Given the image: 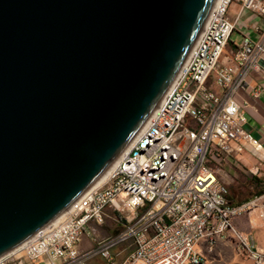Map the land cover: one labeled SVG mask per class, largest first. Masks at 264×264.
Segmentation results:
<instances>
[{
    "label": "water",
    "instance_id": "water-1",
    "mask_svg": "<svg viewBox=\"0 0 264 264\" xmlns=\"http://www.w3.org/2000/svg\"><path fill=\"white\" fill-rule=\"evenodd\" d=\"M214 0H0V256L145 122Z\"/></svg>",
    "mask_w": 264,
    "mask_h": 264
},
{
    "label": "built area",
    "instance_id": "built-area-1",
    "mask_svg": "<svg viewBox=\"0 0 264 264\" xmlns=\"http://www.w3.org/2000/svg\"><path fill=\"white\" fill-rule=\"evenodd\" d=\"M233 2L238 14L253 15L259 38L244 36L225 54L236 25L228 16ZM201 31L105 180L1 255L0 264H84L93 255L110 261L111 248L124 241L132 249L117 264H203L204 253L229 238L242 259L264 264L254 231L234 223L251 214L264 223V189L230 205L215 167L229 159L264 161L263 146L243 129L245 116L233 99L247 71L264 72V0H214ZM109 207L129 211L125 229L82 250L81 238L104 222Z\"/></svg>",
    "mask_w": 264,
    "mask_h": 264
},
{
    "label": "crops",
    "instance_id": "crops-1",
    "mask_svg": "<svg viewBox=\"0 0 264 264\" xmlns=\"http://www.w3.org/2000/svg\"><path fill=\"white\" fill-rule=\"evenodd\" d=\"M239 4L233 2L228 9V16L235 20L234 31L230 35L224 53L228 54L241 39L246 36L253 40L259 38L257 21L249 12H239ZM232 35L234 37H232ZM217 90V88L214 86ZM234 101L243 111L245 121L242 127L256 138L263 146L264 151V72L249 70L244 77V83L233 95ZM242 164L234 159L215 164L218 179L228 189L230 205L239 204L244 198L246 190L255 189V183L264 184V161L257 163L254 159L246 158ZM258 179V180H256ZM242 191L244 193H242ZM234 223L242 230L255 229L256 244L264 249V223L253 214L234 219ZM203 264H250L242 259L235 250L232 239L219 240L211 251L204 253Z\"/></svg>",
    "mask_w": 264,
    "mask_h": 264
},
{
    "label": "rangeland",
    "instance_id": "rangeland-1",
    "mask_svg": "<svg viewBox=\"0 0 264 264\" xmlns=\"http://www.w3.org/2000/svg\"><path fill=\"white\" fill-rule=\"evenodd\" d=\"M232 37L234 36L232 35ZM258 191H259L258 189H252L248 191L246 190L244 198L240 201V203L251 199L255 194H258ZM242 193L244 192L242 191ZM130 216L131 215L129 211H127L126 209L117 210L114 209L113 207L107 208V217L105 218L104 222L101 225H93L94 230L92 235L90 236L84 235L81 238V242H80L81 249L82 250L91 249L92 247L95 246L96 241L113 238L115 235H117L119 232L125 229V226ZM242 217H245V215ZM248 227L249 229L255 231L253 227L251 228L250 226ZM131 249H132V244L130 241L120 242L111 248L110 261L98 255H93L88 257L84 262V264H117L124 259V257L131 251Z\"/></svg>",
    "mask_w": 264,
    "mask_h": 264
},
{
    "label": "bare ground",
    "instance_id": "bare-ground-1",
    "mask_svg": "<svg viewBox=\"0 0 264 264\" xmlns=\"http://www.w3.org/2000/svg\"><path fill=\"white\" fill-rule=\"evenodd\" d=\"M171 83V82H170ZM167 90V89H166ZM165 90V91H166ZM143 125V124H142ZM141 128V127H140ZM131 141V140H130ZM130 141L128 142V144L126 145L125 148H127V146L129 145ZM124 148V149H125ZM117 158L114 159V161L108 166V168L91 184V186H98L100 185L106 178L111 166L113 165V163L115 162Z\"/></svg>",
    "mask_w": 264,
    "mask_h": 264
},
{
    "label": "trees",
    "instance_id": "trees-1",
    "mask_svg": "<svg viewBox=\"0 0 264 264\" xmlns=\"http://www.w3.org/2000/svg\"><path fill=\"white\" fill-rule=\"evenodd\" d=\"M256 180H258V179H256ZM255 189H258V190H259L258 193L262 192L263 189H264V184L262 183V184L260 185V184H258V182L255 183Z\"/></svg>",
    "mask_w": 264,
    "mask_h": 264
}]
</instances>
